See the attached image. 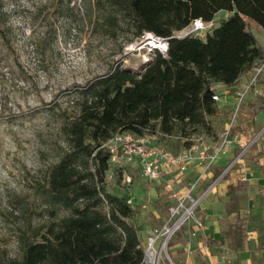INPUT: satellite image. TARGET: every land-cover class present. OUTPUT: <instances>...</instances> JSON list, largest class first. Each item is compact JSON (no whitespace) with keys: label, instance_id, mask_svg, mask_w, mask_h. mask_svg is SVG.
<instances>
[{"label":"trees","instance_id":"trees-1","mask_svg":"<svg viewBox=\"0 0 264 264\" xmlns=\"http://www.w3.org/2000/svg\"><path fill=\"white\" fill-rule=\"evenodd\" d=\"M107 1L119 12L112 22L127 18L136 37L170 38L197 19L229 17L204 41L171 38L167 58L156 53L139 71L116 66L88 85L79 115L63 126L69 150L51 167L43 193L71 214L27 241L14 264H145L133 223L141 209L106 190L111 154L104 145L118 133L187 138L190 130L210 128L220 114L215 87L232 88L264 58L248 29L252 22L264 30V0Z\"/></svg>","mask_w":264,"mask_h":264},{"label":"rangeland","instance_id":"rangeland-1","mask_svg":"<svg viewBox=\"0 0 264 264\" xmlns=\"http://www.w3.org/2000/svg\"><path fill=\"white\" fill-rule=\"evenodd\" d=\"M118 13L107 0H0V264L18 263L27 241L40 240L47 227L71 214L50 203L43 193L51 167L69 150L63 126L79 115L88 85L116 66L139 71L144 65V43L127 18L112 22ZM216 19L219 23L222 15ZM248 29L262 48L264 30L251 24ZM196 37L205 40V36ZM226 96H220L218 106ZM222 111L226 116L212 118L208 129L190 130L188 140L175 134L155 144L175 153L192 144L211 149L220 142L219 136L206 145L204 132L212 135L220 129L224 134L230 126L232 133L233 129L246 131L245 124L234 126L232 108ZM263 129L255 137H264ZM128 176L133 181L130 185L125 182ZM151 187L158 191L164 182L147 181L137 162L110 163L106 190L113 195L140 204ZM167 191L158 205L164 217L175 203L167 202L172 190ZM140 208L133 223L146 249L149 231L163 222L149 206ZM197 211L189 223L196 220ZM172 239L167 252L175 264Z\"/></svg>","mask_w":264,"mask_h":264},{"label":"crops","instance_id":"crops-1","mask_svg":"<svg viewBox=\"0 0 264 264\" xmlns=\"http://www.w3.org/2000/svg\"><path fill=\"white\" fill-rule=\"evenodd\" d=\"M219 15L222 19L229 17L228 13ZM248 24L260 28L255 23ZM260 62H256L254 67ZM253 69L229 88L224 101L218 106L219 120L226 116L222 110L232 108L234 126L245 124L242 129L246 131L239 133L238 129H233L236 134L231 133L232 144L227 154L209 168L194 163L184 175H177L176 172L166 174L161 181L152 183L164 182L163 188L156 191L151 187L145 191L143 203L133 204L144 209L149 206L152 215L164 222L166 217L161 215L158 205H161L160 198L168 192V185L172 194L184 193L189 183L198 180L194 197L201 198V201L196 220L188 222L171 242L170 252L175 264H264V137L242 160L228 168L240 152L238 143L251 140L264 127V99H259L264 98V73L260 76L257 89L251 90L242 105L241 113H236L234 107L235 91L249 81ZM210 122L212 126V118ZM201 136L206 144L215 136L221 140L223 132L217 129L212 135L204 132ZM170 196L167 202L174 201ZM150 201L153 204H147Z\"/></svg>","mask_w":264,"mask_h":264},{"label":"built area","instance_id":"built-area-1","mask_svg":"<svg viewBox=\"0 0 264 264\" xmlns=\"http://www.w3.org/2000/svg\"><path fill=\"white\" fill-rule=\"evenodd\" d=\"M216 26V19L210 22L197 19L185 29L174 32L170 38L160 37L151 32H144L140 36V40L144 43L143 48L146 49V54L143 56V64L146 65L151 62L156 53L167 58L169 40L171 38L184 39L192 36L196 37L197 35L206 37L207 33L211 32ZM263 73L264 58L261 59L259 65L254 67L249 81L235 91L234 107L236 113L240 111L251 90L257 89L260 76ZM228 91L229 88L219 85L216 86L213 96L214 101H218L220 96L226 94ZM231 133L232 126L225 131L220 142L211 149L206 147L198 149L196 144H192L189 149L181 153H175L170 149L158 147L155 143L161 137H168L161 133L151 134L146 137H137L131 133H118L104 147L111 154L110 161L112 164L121 161H127L129 163L137 162L145 179L154 183L161 181L168 173H186L194 163H198L205 168L213 166L221 156L227 154L232 144ZM176 138L183 140L182 137ZM259 139L260 137L258 138L256 136L249 141H240L238 143L240 145V152L228 168L230 169L238 161L242 160ZM184 140L188 139L186 138ZM125 182L130 185L133 181L128 176ZM197 183L198 180L189 183L184 193L174 192L172 194L175 203L169 207L163 224L149 231L148 245L145 249V264H174L167 252L168 242L195 217L196 210L199 208L201 201V198L194 197ZM167 188L169 189L170 185ZM128 204L132 205V201L129 200ZM198 225L201 226V223L198 222Z\"/></svg>","mask_w":264,"mask_h":264}]
</instances>
